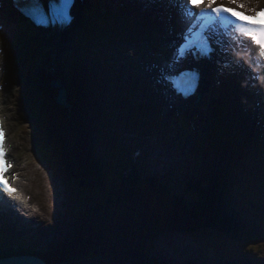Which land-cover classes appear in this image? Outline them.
I'll list each match as a JSON object with an SVG mask.
<instances>
[{
    "label": "trees",
    "instance_id": "16d2710c",
    "mask_svg": "<svg viewBox=\"0 0 264 264\" xmlns=\"http://www.w3.org/2000/svg\"><path fill=\"white\" fill-rule=\"evenodd\" d=\"M48 59L46 57L42 65ZM71 74L75 77L70 75L66 80L71 89V106L65 108L58 104L53 90L42 91L43 105L38 113L41 119L33 130L41 139L39 148L53 156L54 172L62 173L64 179L80 178L91 189L103 188L105 184L101 178L105 164L94 156L90 133L95 131L97 119H102L108 108L100 101L103 94L93 95L95 88L87 84L88 78L82 67L76 66ZM45 76V80L50 79V75ZM106 96L109 97L108 93ZM229 154H205L199 163L193 164L179 182L185 185V192L176 194L166 218L148 208L144 194L137 187L141 181L139 169L134 167L124 188L108 192L105 198L79 216L71 226V234L58 242L56 252L47 260L50 264H84L95 259L92 253L104 249L107 251L104 259H107L97 264H152L145 239L158 236L165 230L191 233L211 229L233 238L247 231L263 230L262 222H257L251 213L235 205L233 189L241 177L232 168ZM257 157L256 153H251L246 161L248 167L251 165L248 172L253 173V164L259 165ZM146 179L154 184L162 182V188L169 192L174 187L176 191L181 190L173 179L172 183L166 182L167 185L158 178ZM252 183L256 185V179ZM84 231H88L87 236H82ZM100 241H104L102 245H99ZM15 250L0 251V256L14 254ZM20 250L18 253L38 252ZM228 262L231 263V259Z\"/></svg>",
    "mask_w": 264,
    "mask_h": 264
},
{
    "label": "rangeland",
    "instance_id": "374dc122",
    "mask_svg": "<svg viewBox=\"0 0 264 264\" xmlns=\"http://www.w3.org/2000/svg\"><path fill=\"white\" fill-rule=\"evenodd\" d=\"M91 13L92 17L88 21L86 19L87 26L84 28V30H80V32H82V35L79 32L74 39L76 43L72 41L74 37L68 41V43H70L69 46L74 45V48L78 49L74 54L76 58L81 57L85 64L88 63L90 65H92V62L98 63V61L91 59V54L98 51L97 55L99 56H102L103 54L109 55L112 49V42L115 40V37H113V33L111 31V25L106 29V31H101V34L104 35H98L96 33V27L99 20L96 21V15L93 11ZM36 33L37 31L33 29V34L35 35ZM22 35L23 32H21L19 36H21V39L24 41L25 45L28 46V44L25 42V40L28 39ZM82 39L85 40V43L83 44L81 43ZM37 43V48L39 50H42V52L47 53L51 58V65H54L55 69H58L61 62L65 61V58L70 56L69 54L72 53V51H66L62 54L58 53L57 50L49 47L43 40L38 41ZM80 47L82 48L81 51H83V55L79 50ZM63 48L64 47H62V49ZM129 51L132 53H138L136 51H131L130 49ZM14 54L15 52H13V55ZM84 55H86L89 59H84V57H82ZM37 59L38 65H40L41 63L39 59L41 60V58L38 56ZM144 61L146 64L153 62L150 58H146L144 59ZM13 62L14 69H16V60H14ZM103 66L104 68H106L105 62H103ZM16 70L17 72H15V75L10 81L11 87L10 90H8L6 96L8 98L6 101L7 105L4 106L5 113H8L10 126L12 129L11 141L13 142V144L14 141H16L17 143V147L16 149L14 147L13 152L20 163L19 168L24 169L28 174V184L26 186L43 204L46 215L50 216V222H52L53 219L56 220L53 222L52 226L47 227V229L50 231L58 232L60 227L62 229H64V227L67 228L72 221H74L80 214L83 213V210L85 208H87L90 204L97 200V197L105 198L108 192L114 190L115 185H117L122 178L119 170L116 169V165H118L116 163L118 160H120V157L122 155H118V151H126V153H128V149H123L122 146H119L118 150L114 149L116 152H113V159H107L108 162H111L113 164H110V168L108 163V165H106V167L109 168V172L107 175V180L106 182H104L105 187H100L94 190H87L85 193H83L81 191L82 188H79L76 184L66 188L64 182L61 179L55 177L47 164L44 163V160H42L36 152L32 129L29 127L34 122L33 118L30 116L32 108L28 104L27 95L25 97L23 94L20 71L19 69ZM39 79H42V77H40ZM36 81H38V79H36ZM41 90L46 91L47 89L41 86L35 87L33 88L32 93L34 94L36 91ZM130 93L129 95H133L132 92ZM129 97L130 96L126 98V101H124L123 99V101H120V106H122L124 110V124H122L121 117L118 119V123L116 120H112L110 118L108 122L103 124L102 130L97 133L96 137L98 156L101 157L103 153H106L108 150L114 148L111 137H114L115 133H119L121 135L119 136V140L121 143H127L123 137H127V139L130 140L131 136L132 138H136L138 142L143 144L145 147L156 146V144L159 143L162 151L165 150L163 149L161 142L163 141L164 143L166 141H169L172 145H170V149L166 151L167 158H170L169 154H171L173 151H175L176 153L179 152L180 157L182 155L187 156L191 152L194 145L193 147L189 148L190 144H185V141H188L187 138L189 137L185 136L178 129H176L175 131L172 130L171 127H166V132H160V135L151 133V130L148 128V126L151 122L154 123L158 120V114H160L159 112H157L152 117V120L147 124L143 121L141 123L137 122L136 116H143L140 106L143 107L144 105H138L140 103L139 101H137V99L133 100V98L129 99ZM147 111L151 113V111ZM144 112L146 111L144 110ZM220 124H222V122ZM25 131H27V133L31 137H29ZM144 131L146 132L145 134L142 133ZM258 131L260 130L258 129ZM170 133H172V135H170ZM19 134L21 135L22 140H20ZM150 136L152 137L151 139ZM261 141L264 142V140ZM118 144L120 143L118 142ZM144 161L147 165L151 163L148 160ZM259 166L260 171L262 172L260 173V175L263 176L264 161H262ZM147 169L152 171L151 167H148ZM157 171H161V166H158ZM76 182L79 184L78 181ZM158 185L160 186V188L158 186H154L153 184L142 183L140 184V187L144 193L145 200H147L148 202V208L153 213L166 218V216L170 213V203L173 200L174 196L165 191L164 188H162V183H159ZM104 188H107V191H104ZM181 190L177 189V192L180 193ZM237 203L240 206L243 205L242 201H240V198ZM260 212L262 213V218L264 219V209H260ZM148 238L146 239L147 241L145 243V246L147 247V250L148 247L154 249L151 253V256L157 259H172L178 264H216L217 260L225 259L230 255L234 256L233 254L238 252L242 253V256H244L246 252L258 255V249L261 251L260 253L264 254V232H245L242 234L241 239L236 240L229 235L211 229L201 230L198 233L194 234L177 230H167L162 232L156 238ZM147 250L146 252H148ZM234 258L237 259L238 257ZM261 258H263L264 262V256H261Z\"/></svg>",
    "mask_w": 264,
    "mask_h": 264
},
{
    "label": "snow or ice",
    "instance_id": "6c2138e0",
    "mask_svg": "<svg viewBox=\"0 0 264 264\" xmlns=\"http://www.w3.org/2000/svg\"><path fill=\"white\" fill-rule=\"evenodd\" d=\"M20 2V0H17ZM70 0H48L47 11L41 0H23L26 11L38 24H47L50 21L66 20L69 17L68 4ZM183 17L189 21L182 34V43L178 47L181 56L186 55L185 50H198L201 54L212 52L210 45L213 33L222 29L225 33L232 29L239 32L246 40L258 50V55L264 59V21H257L256 17L264 14V8L246 10L242 0H178ZM250 15L249 20H241L237 13ZM191 87V84L188 86ZM4 129L0 127V188L9 194L16 191L11 188L4 176L10 164L6 163V150L4 146Z\"/></svg>",
    "mask_w": 264,
    "mask_h": 264
},
{
    "label": "bare ground",
    "instance_id": "6f19581e",
    "mask_svg": "<svg viewBox=\"0 0 264 264\" xmlns=\"http://www.w3.org/2000/svg\"><path fill=\"white\" fill-rule=\"evenodd\" d=\"M2 1V0H0ZM87 1V0H86ZM90 2L92 0H89ZM247 1H251V2H255V0H247ZM7 2L3 1V5L4 7L7 6ZM104 4H105V8L108 11H112V14H117L118 12H121L124 15V18L126 20V22L128 23V21L130 20L131 17V11L129 9H126L124 11H119L120 9H116L115 7V3L114 0H104ZM87 5V3H86ZM264 5V4H263ZM115 10V11H114ZM147 12H149L147 10ZM11 13V11H10ZM74 13L76 15V19L79 21L78 23H84L85 19L88 18L90 13H86V9L84 8V4L81 0H78L77 2V6L74 10ZM100 18H97V20H99ZM22 17L19 13H16L12 22L8 23L7 21H3L4 23H8V27L4 32L0 33V44H7L4 43V40L6 39V37L12 38L14 40V44L11 48V50H13L17 44L18 41V37L19 34L21 32H24V26L22 24ZM96 20V21H97ZM100 23V21H99ZM175 27L178 26L176 23ZM17 25V26H16ZM84 26L85 23H84ZM38 31V30H37ZM44 30H40L38 31V38L43 39V41L51 48L55 49L58 51V53H65L67 51V48L69 46L70 43H68V39L72 36L76 37L78 35V33L80 32V28L78 26H75V24H71L69 26H66L62 29L59 30L60 36H55L54 34L56 33L55 30L53 31H47L46 33L42 32ZM76 31V32H75ZM75 32V33H74ZM250 43L248 41L245 42L244 46H249ZM11 46V44H9V47ZM62 47H64L62 49ZM10 51V50H9ZM114 58H115V64L113 65V67L115 68V71L117 73L120 74V78L122 80V82L125 81H129L128 79H132L131 81H129V89L133 90L135 92L137 101H139L142 105H149V106H159L162 104L164 98L163 96H161L160 94H156V96H151L149 97L148 93L150 92L149 90H146V84L149 88V83L151 82L150 79L152 78L155 82L158 81V71L157 69L153 66H149L145 63V61L141 60V59H135L132 55H130L127 52H120L118 51V49L115 50V54H114ZM0 63L3 65L5 63V59L3 56H0ZM92 65L90 66H95L94 63H91ZM164 64H160L159 68L163 67ZM143 71H146L148 74H145ZM163 72V70H162ZM209 73V72H208ZM130 74V76L128 77L127 75ZM11 73H8L5 75V72H0V84L3 83V78L5 79H9L11 78ZM5 84V83H3ZM164 83L161 82L160 85H163ZM10 85L8 83L7 86V90H10ZM211 89L208 87V92L204 93V95L206 96V102H208V112L206 113L207 118L209 121H211L214 118V115L217 113V109L220 107V105H215V103H213L210 99V95H211ZM234 96V97H233ZM238 93L232 95V97L229 99L228 98V92L223 94V99L226 102L222 103L221 105H225L226 107H239L240 110H242V114H244V107H246V103H243L238 97ZM1 99L4 100V106L7 105L6 101H7V97L5 94H2ZM105 102V101H104ZM1 106V105H0ZM145 108V107H143ZM231 109V108H230ZM241 112V111H240ZM146 115L148 117L149 120L152 119V114L149 113L148 111H146ZM20 136V140H22L21 135ZM250 146V145H248ZM14 147H17V143L16 141H14ZM250 148H252V146H250ZM134 168V167H133ZM174 180V179H173ZM173 180L171 179L169 181V183H172ZM176 181V180H174ZM176 183V182H175ZM24 198V196H22ZM5 206V205H4ZM3 211L6 212L5 207L3 208ZM3 215H7V213L3 214ZM11 217V216H10ZM4 219V218H3ZM43 224V227H48V224L45 222H41ZM45 235L48 234L47 230H45ZM47 242L49 243L50 241L47 240Z\"/></svg>",
    "mask_w": 264,
    "mask_h": 264
},
{
    "label": "water",
    "instance_id": "95a60500",
    "mask_svg": "<svg viewBox=\"0 0 264 264\" xmlns=\"http://www.w3.org/2000/svg\"><path fill=\"white\" fill-rule=\"evenodd\" d=\"M53 86L58 87L62 86L61 83L58 81L57 83H54ZM67 94L66 90L63 88L60 90V94L57 98L58 102L60 104H64L65 106H68L66 104ZM0 264H46L44 261H42L40 258L35 256H20V257H11L7 260L0 261Z\"/></svg>",
    "mask_w": 264,
    "mask_h": 264
}]
</instances>
